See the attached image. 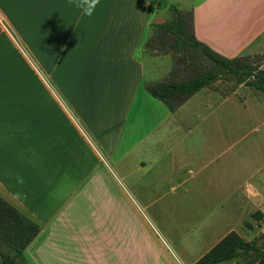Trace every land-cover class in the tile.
Masks as SVG:
<instances>
[{
    "label": "crops",
    "instance_id": "1",
    "mask_svg": "<svg viewBox=\"0 0 264 264\" xmlns=\"http://www.w3.org/2000/svg\"><path fill=\"white\" fill-rule=\"evenodd\" d=\"M175 10L220 56L264 53V0H101L91 17L69 0H0V197L40 228L25 264L128 256L123 190L148 197L143 210L158 193L185 192L202 211L188 229L194 257L264 220V104L216 81L171 111L145 88L171 81L143 49ZM243 115L259 119L249 134ZM87 207L83 222L74 211Z\"/></svg>",
    "mask_w": 264,
    "mask_h": 264
},
{
    "label": "rangeland",
    "instance_id": "2",
    "mask_svg": "<svg viewBox=\"0 0 264 264\" xmlns=\"http://www.w3.org/2000/svg\"><path fill=\"white\" fill-rule=\"evenodd\" d=\"M188 14L186 12L182 14L185 22L189 20ZM173 18L174 16L168 21H164L163 24L171 22ZM172 42L173 39L170 36L157 33L152 26L143 49L146 66L148 67L151 61H156L154 65L160 67L158 70L160 72L159 75L167 71L164 77H168L167 79L171 81L187 80L206 67L207 64L198 54L191 50L172 49ZM21 43L23 41L20 40L19 45L21 48H19V53L27 58L30 66L33 64L35 76L41 82V65L38 59L31 55V52L23 45L24 43ZM249 57L253 66H258L264 70V53L254 54ZM218 81L220 82L216 85L222 88L226 95L235 92L244 105H250L256 101L264 104L263 93L244 85H235L223 79ZM243 117L246 120L242 124L243 134H249L250 132L248 130L258 125L256 123H258L259 119L249 115L248 117L243 115ZM252 136L255 137L257 134ZM228 141H230L229 138ZM123 192L125 201L129 202L128 207H130L128 209L124 202V215L128 214L129 217V232H126V228L123 231L119 229L118 232H121L120 236L117 237L121 243L125 244L123 247H128L130 244L131 253L128 256L82 257L83 260H88V264H193L202 257H194V255L192 256L190 254V252L193 254V251H196V253L201 251V246L193 248L192 238L188 232V229L192 227L193 223L199 221V217L202 216V211L200 208L195 209V212H198L197 216L199 214L200 216L196 218L193 215L192 205L187 204V194L185 192L158 193L155 204L148 208L146 207V209L144 208V210L142 208L139 209L137 204L145 207V204L149 201L148 197L142 199L141 196L138 198L135 192L129 191L128 194L124 190ZM80 210L82 213L79 216L78 209L74 211L77 217L79 218L83 214L81 220L84 219L83 222H89V219L85 218V216L92 209L87 207L86 209ZM127 210L128 213L126 212ZM124 220H126V217H124ZM200 225L201 230L199 234H203L205 232L203 229L204 224ZM245 226L242 223L238 231L240 237L245 241H253L262 234L264 220L253 222L251 229ZM109 242L112 243L113 240L110 239ZM89 260L92 261L90 262ZM22 263L25 264L24 261ZM83 264L87 263L83 262ZM224 264H254V258L240 259Z\"/></svg>",
    "mask_w": 264,
    "mask_h": 264
},
{
    "label": "trees",
    "instance_id": "3",
    "mask_svg": "<svg viewBox=\"0 0 264 264\" xmlns=\"http://www.w3.org/2000/svg\"><path fill=\"white\" fill-rule=\"evenodd\" d=\"M174 18L166 24H153L157 33L173 39L172 49L191 50L207 64L187 80L161 81L145 85L148 93L174 111L190 96L218 80L244 85L264 94V70L253 66L249 56L225 58L195 39L191 16L185 22L182 14L173 11ZM260 220L259 215H253ZM247 226H249L247 224ZM39 226L0 197V264H23L25 247L37 235ZM6 248V250H5ZM254 258V264H264V229L253 241H245L230 232L193 264H224Z\"/></svg>",
    "mask_w": 264,
    "mask_h": 264
},
{
    "label": "clouds",
    "instance_id": "4",
    "mask_svg": "<svg viewBox=\"0 0 264 264\" xmlns=\"http://www.w3.org/2000/svg\"><path fill=\"white\" fill-rule=\"evenodd\" d=\"M100 2L101 0H69L70 5L75 6L83 13L84 16L88 17H91L95 13ZM18 182L22 183V180H19ZM20 195V193H16L17 198H19Z\"/></svg>",
    "mask_w": 264,
    "mask_h": 264
}]
</instances>
